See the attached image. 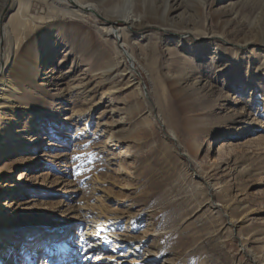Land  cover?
<instances>
[{
    "label": "rangeland",
    "instance_id": "1",
    "mask_svg": "<svg viewBox=\"0 0 264 264\" xmlns=\"http://www.w3.org/2000/svg\"><path fill=\"white\" fill-rule=\"evenodd\" d=\"M23 1L46 19L0 104V264H264V0Z\"/></svg>",
    "mask_w": 264,
    "mask_h": 264
},
{
    "label": "bare ground",
    "instance_id": "2",
    "mask_svg": "<svg viewBox=\"0 0 264 264\" xmlns=\"http://www.w3.org/2000/svg\"><path fill=\"white\" fill-rule=\"evenodd\" d=\"M17 3V11L9 20V23H12V25H6L3 32L4 35L8 37V40L7 47L0 56V82L5 84V88H3L0 93V104L1 99L7 96L5 92L6 90L11 92V94L16 95L19 94L21 90L17 86L19 82H34L36 77L39 75V68L41 65L42 57L36 54L39 43L37 37L39 30L37 31V28L38 25L43 23L46 18L43 16H31V13L29 14V5L27 2L18 0ZM84 7L85 6H81V8ZM123 18L129 23H141L142 21V17L135 16L133 12L124 14ZM35 31L36 33H34ZM240 41L245 40L242 39ZM21 176L22 175H19L18 179H20ZM101 216L94 218L93 221H91V225L89 223H86V226L85 223L83 224L82 222L77 225L79 237H81L82 240H92L94 243L96 238H93L97 236V233H99V236H102L104 235V232H107L109 230L106 228L113 223L114 218L107 214H103ZM52 221L53 220L51 216L46 215L41 221L43 225L41 229L35 228L34 225L27 228L26 230L28 232V238L34 237L38 232L41 231L45 232L47 235L55 233L56 230L55 232L54 230H43V227L45 228V226H48ZM26 225L24 221H19L13 225L14 228H12L10 231H13L15 232V234H17L16 232L23 231ZM50 226H53V224H50ZM66 227L68 226L64 225V228ZM28 242H30V244H35V242L30 241V239L28 240ZM22 262H19L18 264H22Z\"/></svg>",
    "mask_w": 264,
    "mask_h": 264
},
{
    "label": "snow or ice",
    "instance_id": "3",
    "mask_svg": "<svg viewBox=\"0 0 264 264\" xmlns=\"http://www.w3.org/2000/svg\"><path fill=\"white\" fill-rule=\"evenodd\" d=\"M97 237L99 238V233H97Z\"/></svg>",
    "mask_w": 264,
    "mask_h": 264
}]
</instances>
